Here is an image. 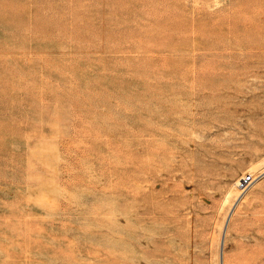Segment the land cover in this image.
<instances>
[{"label":"rangeland","instance_id":"obj_1","mask_svg":"<svg viewBox=\"0 0 264 264\" xmlns=\"http://www.w3.org/2000/svg\"><path fill=\"white\" fill-rule=\"evenodd\" d=\"M0 264H264V0H0Z\"/></svg>","mask_w":264,"mask_h":264},{"label":"built area","instance_id":"obj_2","mask_svg":"<svg viewBox=\"0 0 264 264\" xmlns=\"http://www.w3.org/2000/svg\"><path fill=\"white\" fill-rule=\"evenodd\" d=\"M253 181V178L252 176H245V177H242L240 180H239V190L241 192L245 191L248 187V185Z\"/></svg>","mask_w":264,"mask_h":264},{"label":"bare ground","instance_id":"obj_3","mask_svg":"<svg viewBox=\"0 0 264 264\" xmlns=\"http://www.w3.org/2000/svg\"><path fill=\"white\" fill-rule=\"evenodd\" d=\"M226 230L224 231V238H225ZM224 238H223V243H222V248H221V260L223 263V247H224Z\"/></svg>","mask_w":264,"mask_h":264},{"label":"water","instance_id":"obj_4","mask_svg":"<svg viewBox=\"0 0 264 264\" xmlns=\"http://www.w3.org/2000/svg\"><path fill=\"white\" fill-rule=\"evenodd\" d=\"M223 238H224V233H223V236H222L221 244L223 243Z\"/></svg>","mask_w":264,"mask_h":264}]
</instances>
